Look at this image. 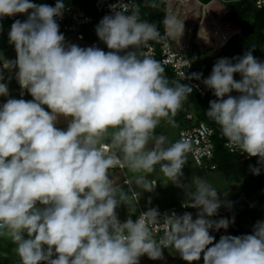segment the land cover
I'll return each instance as SVG.
<instances>
[{
	"label": "clouds",
	"instance_id": "obj_1",
	"mask_svg": "<svg viewBox=\"0 0 264 264\" xmlns=\"http://www.w3.org/2000/svg\"><path fill=\"white\" fill-rule=\"evenodd\" d=\"M144 3L157 7L154 0ZM112 7L114 14L96 27L106 52L65 43L57 23L64 0L55 6L0 0V19L27 14L9 32L16 60L0 62L18 69V84L33 98L0 105V237L10 238L20 264H139L144 255L162 259L168 248L187 264L202 254L204 264H264V220L252 234L223 235L214 243L210 231L227 230L234 218H211L231 204L198 176L187 188L186 206L200 210L195 219L186 212L161 221L151 208L135 220H119L117 209L141 195L136 189L154 190L149 177L157 167L171 184L184 187L190 145L170 143L156 129L162 121L175 126L193 89L181 79L169 81L162 64L144 53L150 41L163 37L156 23L141 18L140 5L130 0L119 10ZM162 23L179 33V42L183 21L166 16ZM254 50L218 59L203 83L217 98L207 116L230 146L264 167V62ZM4 80L0 71V97H9ZM61 118L66 129L57 126ZM116 166L136 174L126 184L130 195L118 193L109 175ZM260 171L252 168L255 175ZM160 224L166 231L157 239L150 225Z\"/></svg>",
	"mask_w": 264,
	"mask_h": 264
},
{
	"label": "trees",
	"instance_id": "obj_2",
	"mask_svg": "<svg viewBox=\"0 0 264 264\" xmlns=\"http://www.w3.org/2000/svg\"><path fill=\"white\" fill-rule=\"evenodd\" d=\"M95 1L96 0H64V7L79 8L87 14L92 15L94 17V22L91 26H89V28L92 27L94 29V33L92 34L91 40L94 43L105 46V44L100 41L96 33V27L102 19L95 10ZM197 1L200 3H197L200 6V9H198L200 11L203 10L209 13V8H211V4L214 2H219L221 9L219 11L212 10L211 16L212 20L215 22L209 21V23H205L204 25H201L200 22L202 15H197L194 26L190 28V30L184 28L183 34L179 38V42V33H174L172 30L167 29L162 23L164 17L172 16L173 13H169L166 10V6L168 5L167 3L162 2L163 10L158 7L159 3H161L160 0H154V2L157 4V7L155 8L146 7L144 0H136V4L140 5L141 18L150 23H156L160 31H164L166 29L170 36L173 39L175 38L176 48H186L188 50L189 57L193 61L194 51L202 50V48H205V53H210L213 50H219V56L217 58L218 60L224 57L231 59L233 57L242 56L244 54L245 48L248 51L254 46V57L264 62V4L261 6L258 5L259 0ZM262 1L264 2V0ZM32 2L55 6L57 0H32ZM197 14L200 13L198 12ZM182 21L185 23V18H182ZM223 23L229 28L225 30L224 33L220 29V26H222ZM254 38L256 39L255 42H253ZM215 63H212L205 69H199L195 63L197 72L199 74L202 73V76L207 78L211 74ZM165 74L169 81L177 80L171 70L165 69ZM238 75L239 74H236L234 79H237ZM215 99L217 98L210 89L207 96L204 98L200 97L193 89L192 94H190L188 99L184 101L183 106L194 109L196 123L202 122L215 129L216 134L213 138L215 144L214 163L218 165L217 171L224 172L229 183H238L243 180L244 184L248 188L249 195H251V198H253L252 203H254L256 206L264 207V167H262L256 160L241 161L236 154H231L225 148L224 141L219 138L218 125L206 114V111L209 109V102ZM177 118L178 117L175 119L176 121L178 120ZM181 118L179 130L192 126V122L186 119V115L184 113H182ZM254 167L261 168L259 175L253 174L252 168ZM244 204H246L248 207L244 217L236 218L238 217L237 213L240 211L233 208L227 210L226 213H223L222 211V214L219 217V219L228 218L230 221H232L234 218V223L230 222L231 224L236 225H233L235 227L233 230L234 236L252 234L253 229L251 231H247L244 227L246 222L242 220L249 216H251L253 219L259 218L256 208H251V206H248V197L244 199Z\"/></svg>",
	"mask_w": 264,
	"mask_h": 264
},
{
	"label": "built area",
	"instance_id": "obj_3",
	"mask_svg": "<svg viewBox=\"0 0 264 264\" xmlns=\"http://www.w3.org/2000/svg\"><path fill=\"white\" fill-rule=\"evenodd\" d=\"M161 2L169 3L171 0H160ZM132 3L136 4V0H131ZM130 0H96L95 1V10L97 14L101 16L103 19L106 15H113L114 9L113 5H116L115 10H119V5L128 4ZM264 2L261 0L258 2V5H263ZM17 19H27V14H20L12 17H4L0 19L1 21H15ZM94 22V17L90 14H87L83 10L75 7H64V14L62 18H57V23L59 24V31L61 33L69 34L74 36L78 40L82 41L85 38L84 31L89 28ZM163 39L160 41H150L149 46L144 48V53L152 58L158 60L164 69H169L173 73V75L180 80L181 83L191 86L196 93L204 98L207 96L209 89L203 83L204 76H201L199 80L189 79L193 73H198L196 69V65L194 61L189 57L188 50L186 48H176V44L174 39L170 36V34L165 29L164 31H160ZM189 62V66H188ZM185 74V78L182 79V74ZM199 74V73H198ZM16 79V78H15ZM18 95L20 98L25 99L30 97L26 89H21L18 84ZM232 95H237V93L233 92ZM186 119L190 122L192 121V126L188 128H182L178 132L179 140H185L190 145V150L187 155H190L196 164V166L206 172H213L218 170V165L214 163V136L216 131L213 127L205 123H196L194 117L191 115H187ZM194 120V121H193ZM218 134L219 138L224 141L225 148L231 153L236 154L241 161H258L257 157H249L247 154L240 153L238 149H234L230 146L226 140V138L222 135L220 127L218 126ZM112 169H123L120 166H116ZM129 181H124L125 184H129ZM189 201L183 202L179 205H172L169 207H165L159 211L161 221H163L164 217L170 216L175 213L178 216H182L184 213H191L193 219H195L198 215L199 209L191 208L186 206ZM118 213V212H117ZM143 212H139L136 214H125L121 216L118 213V218L121 222L126 221L129 216L135 220L139 214ZM222 214L221 208L218 210V214L211 219L219 220L220 215ZM154 236L159 239L163 236L166 228L163 224L151 226ZM210 234L215 237V241H219L220 237L223 235H232L230 229H220L219 231L211 230ZM171 250V248L163 249V251ZM180 257V255L178 254ZM181 258V257H180Z\"/></svg>",
	"mask_w": 264,
	"mask_h": 264
},
{
	"label": "crops",
	"instance_id": "obj_4",
	"mask_svg": "<svg viewBox=\"0 0 264 264\" xmlns=\"http://www.w3.org/2000/svg\"><path fill=\"white\" fill-rule=\"evenodd\" d=\"M21 21H24V19H19ZM14 23V21L10 22H0V57L6 60H11L15 61L17 57V53L15 51L14 45L10 44L9 42V32L11 29V25ZM94 33V29L92 27L87 28L84 31L85 35V40L80 41L76 39L74 36H71L69 34L62 33L65 37V43L66 44H76L82 48H87L91 46H96L104 51H110L106 45H100L97 43L92 42V34ZM175 41V38H174ZM18 69H4L2 62H0V71L3 72V75L5 77L4 82L7 83L8 89H9V97H0V105L6 102L8 98H15V99H21L18 95V82L15 79V73ZM33 98L27 97L25 100H32ZM46 108V106H45ZM50 111V110H49ZM163 122V123H162ZM161 124L164 126H158L156 129V134L157 135H165L170 143L176 142L179 140L178 134L177 137L175 138V141H173L169 135H166V126L165 122L162 121ZM176 125V124H175ZM58 127L62 129H66L67 127V121L64 120L63 118L60 119L59 123L57 124ZM167 128H170L169 125H167ZM179 126L176 125L175 128V133L176 131L179 132ZM164 129V130H163ZM172 133V132H171ZM175 133H173L175 135ZM187 164L185 165L183 169V185L184 187H177L169 180H167L166 177L163 176L162 173L159 172V168L157 167V171L153 173L149 179L153 182L154 190L152 192H142V189H136L137 193H141V195L134 197L131 201V206L128 207L126 205H121L118 209L117 212L123 216L125 214H136L139 212H146L147 210L151 208H155L158 211L162 210L165 207H169L172 205H179L183 202L189 201L190 198L187 196V188L189 187L190 181H189V162L191 163L192 167H197L196 164L194 163L192 157L190 155H187ZM217 172V171H213ZM210 172V173H213ZM109 175L113 178L114 183L117 187L118 193L120 194H128V188L130 185L124 184V181L126 180H132L134 179V176L136 174L130 172L127 168L123 169H110L109 170ZM222 201L228 202L230 198H228L227 195H222L220 196ZM252 208V207H251ZM221 210L223 213H226V209L224 206L221 207ZM264 210L263 206H258V209H256L257 214H259ZM264 215V214H263ZM264 220L262 218H252L251 216L247 217L246 219L242 220L246 222L245 228L247 231H251L254 229V226L258 221ZM236 222V221H235ZM234 223V222H231ZM229 224V229L233 234L234 226L235 224ZM234 225V226H233ZM215 241L214 243H216ZM5 239L4 237H0V251L3 252V245H4ZM1 264H5L3 261H1ZM7 264H20V258L17 255L16 260L13 262L7 263ZM139 264H187L186 261H184L182 258L178 256V253H176L174 250H167L163 251V258L158 259V260H152L147 257V255L141 256L139 258ZM193 264H204L203 262V254L201 255V259L197 262H193Z\"/></svg>",
	"mask_w": 264,
	"mask_h": 264
},
{
	"label": "rangeland",
	"instance_id": "obj_5",
	"mask_svg": "<svg viewBox=\"0 0 264 264\" xmlns=\"http://www.w3.org/2000/svg\"><path fill=\"white\" fill-rule=\"evenodd\" d=\"M194 1V2H193ZM171 0L169 3H167L168 5L166 6V10L172 13V16H175L176 18H178L179 20L182 21V18H185V23H184V28L190 30V28H192L194 26V22L197 18V15H202V19H201V25H204L205 23H209L213 22L214 20H212V10H220L221 9V5L219 4V2L217 3H212L211 4V8H209V13L205 12L203 10H198L200 9L199 5L200 4L197 0ZM261 1V0H259ZM258 1V2H259ZM198 3V4H197ZM162 2L159 3L158 7H160L161 10L162 9ZM200 14H197V13ZM215 18V17H214ZM215 22V21H214ZM220 29L222 30V32L224 33L225 30L229 29L228 27L225 26V24L223 23L222 26H220ZM231 31V30H229ZM226 31V32H229ZM221 32V33H222ZM188 33V32H187ZM256 39H253V42H255ZM247 51V49H244V53ZM194 61L197 65V67L199 69H205L206 67H208L209 65H211L212 63H215L217 61V58L219 56V50H213L210 53H205V48H202V50H195L194 53ZM240 76L238 75L236 80H239ZM182 113H184L186 116L187 115H191L192 118L194 117V120H196V117L194 115L195 111L193 108H187L185 106H183L176 114L175 118L178 117L177 122L176 120V125H180L181 122V115ZM189 113V114H188ZM193 120V121H194ZM192 122V121H191ZM163 123V122H162ZM167 124L165 122V126H166V135H169V137L175 141V138L177 137L178 132L176 131L175 133V126H170V128H167ZM183 125V124H182ZM160 126H164L163 124H161ZM164 130V129H163ZM172 132V133H171ZM175 133V135L173 134ZM189 187L190 186H194L192 185V180L194 177H201L204 180H206L207 182H209L213 187H215L220 196L222 195H227L228 198H230V200L227 203L231 204L230 208L239 210L240 212L237 213L238 217L236 218H240V217H244L246 214V210L248 209L247 205L244 204V199L248 197V206L252 207V208H256L258 209V206H256L253 202V198H251V195H249V191L247 186L244 184L243 180H241L238 183H229L226 175L224 174V172L222 171H217V172H206L203 171L201 169H199L198 167H192L191 163L189 162ZM186 167V166H185ZM253 190V189H252ZM221 199V198H220ZM229 207H225L226 211L230 209ZM264 210L260 213L259 218L264 219ZM5 242L3 245V252L0 251V264L1 261H3L5 264L13 262L14 260H16L17 257V253L15 251V245L11 242L10 238L8 237H4Z\"/></svg>",
	"mask_w": 264,
	"mask_h": 264
}]
</instances>
